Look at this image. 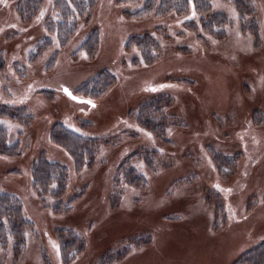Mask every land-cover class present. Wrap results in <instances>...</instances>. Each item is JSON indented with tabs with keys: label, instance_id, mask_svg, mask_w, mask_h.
<instances>
[{
	"label": "rangeland",
	"instance_id": "obj_1",
	"mask_svg": "<svg viewBox=\"0 0 264 264\" xmlns=\"http://www.w3.org/2000/svg\"><path fill=\"white\" fill-rule=\"evenodd\" d=\"M115 2L99 0L88 16L86 26L99 29L91 54L60 50L54 40L32 63L40 39H54L47 27L58 23L53 3L47 0L36 21L21 23L0 0V58L8 63L0 72V104L30 118L23 125L4 121L22 150L16 162L0 159V180L7 182L12 166L22 170L5 187L26 196L31 221L21 246L11 237L0 246V264H264V247L253 252L264 246V0H254L255 12L243 17L232 0H218L229 19L219 38L200 25L191 30L175 13L129 20ZM82 22L75 40L87 35ZM135 34L160 43L151 63L138 62L127 46ZM102 69L113 72L115 84L92 98L94 83L85 84ZM65 86L95 105L72 99ZM156 97L152 114L162 122H144L152 133L136 114ZM60 122L91 137L83 162L51 137ZM39 158L64 166L66 181L34 190ZM131 178L138 182L130 185ZM60 234L78 247L64 262Z\"/></svg>",
	"mask_w": 264,
	"mask_h": 264
},
{
	"label": "trees",
	"instance_id": "obj_2",
	"mask_svg": "<svg viewBox=\"0 0 264 264\" xmlns=\"http://www.w3.org/2000/svg\"><path fill=\"white\" fill-rule=\"evenodd\" d=\"M50 1L53 3V9L58 15L57 25L52 26L47 24L48 29L53 32L52 36L54 39H50L49 37L40 39L39 43L34 46V50H31L29 54L30 62L33 63L40 59L43 54H45L51 47L55 45V42L58 46H60L59 49H63V51L65 48L68 50L74 48V50H76L74 55H76L80 50L91 54L97 47V42H99V29L98 25L95 23H93L94 25H92V27H87L86 23H88V16L98 5L99 0ZM232 1L236 5L239 15L242 17L255 12V8L252 5L254 0ZM46 2L47 0H15L14 6H12V2L8 0V5L10 8L7 10L11 11V18L14 14V16H16V18L21 21V23H25L24 19L26 18L35 20V18H39L41 16L43 14ZM217 3L218 0H116L115 2L117 7H124L126 16L129 20L132 18L134 20H140L152 15H155L157 16L155 18L160 19L175 13V15L179 17L181 23L185 24L191 30H193V23L196 26L200 25V27H203L205 31L213 37L219 38L220 36H224L227 33L226 24L228 23L229 19L225 11L217 8ZM193 13L208 15V18L204 20L203 23L198 20L200 24H196L188 19ZM81 22L82 24L85 22L84 30L87 31V35H78L75 40V35L80 30ZM241 27L244 30L243 23L241 24ZM126 44L130 49L135 48V54L138 62L141 61L145 63H151L156 59V54L160 51L161 46L158 40L154 37L142 34H135L132 36L128 35ZM49 61L50 64H52L53 60L51 59ZM7 64L8 63L6 60L1 57L0 72L4 71ZM114 82L115 76L113 75V72L109 69H102L93 75L89 82L85 85L88 86L90 83H94V87L91 89L92 93H90V96L94 98L93 95L101 93L104 88L112 87L115 84ZM159 101H161L159 97L148 100L147 103L139 106L136 114V123L141 127L146 126L148 128L146 129L152 133L155 132L153 126L148 127L144 122H162L155 118L152 114L153 109L157 106V104H159ZM93 105H95V102ZM24 113L25 111H23L22 108H16L9 104H0V159H4L6 162H4L5 164L12 163V161H18V159L21 157L22 149L17 140L15 141L9 139V130L6 128V122L4 121H17V123L20 122V124L23 125L25 119L27 122L30 121V118ZM57 127H62L63 132H59L58 134V131L56 130ZM56 128H54L52 133H50L53 140L56 141L58 145H60L64 150H66V152H69L73 155L76 164H79V160L83 162L84 158H86L91 151L90 146L85 144L88 140H91V137L78 133L75 130L68 128L61 122L56 125ZM60 135L66 136L68 138L66 139V137H61ZM71 140L72 143H69ZM16 150L19 152H16ZM211 155L215 160V164L217 165L216 160L219 162V157L215 156L216 153L213 150ZM224 166L227 165L225 164ZM14 167L15 166H12L8 169L7 182L0 180V246L2 247L7 246L9 237L15 238V246H21L26 241V232L29 231L31 227V221L25 214L26 212L27 215H30L29 209L26 208L24 211L23 206V203L28 201V199H26V196L24 197L23 195H17L16 192H13V190L7 189L5 187L7 184H10V182H15L11 177H22V170L18 171V169H15ZM14 171H16L17 174H14ZM32 171L31 183L34 190L37 188L48 189L53 181H58L60 184L62 180L65 182L67 179V169L64 166H60V164L56 161L50 159H37L34 163ZM126 176L127 178H130L128 173ZM127 182L132 185L138 181H136L134 178H131L128 179ZM59 192L60 186L55 190V194L58 195ZM69 202L71 203V200H67L68 205H70ZM57 203L58 201H56V204L54 205V210L59 211L56 206ZM225 204L226 202L223 204L219 203L224 211V214L227 213L225 210ZM48 205L51 204L48 203ZM227 207L229 206L227 205ZM220 214L221 213H219V215ZM58 243L63 262L66 261V256H68L72 251L76 253L78 251L76 241L70 238L69 234H60ZM260 244L261 242L258 244V246L253 248V252H257V249L259 248L263 249L262 247L264 246H261ZM76 248L77 250H74ZM244 263L249 264V261L246 260Z\"/></svg>",
	"mask_w": 264,
	"mask_h": 264
},
{
	"label": "water",
	"instance_id": "obj_3",
	"mask_svg": "<svg viewBox=\"0 0 264 264\" xmlns=\"http://www.w3.org/2000/svg\"><path fill=\"white\" fill-rule=\"evenodd\" d=\"M64 92L70 96L72 99L76 100V101H79V102H88L90 103L91 105L94 104V102L90 101L89 99H86V98H83V97H80L78 95H76L69 87H64L63 88Z\"/></svg>",
	"mask_w": 264,
	"mask_h": 264
}]
</instances>
